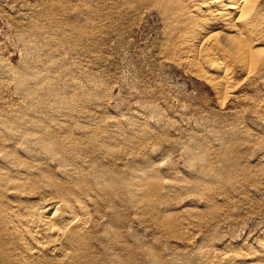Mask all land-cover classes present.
Wrapping results in <instances>:
<instances>
[{"label":"rangeland","instance_id":"obj_1","mask_svg":"<svg viewBox=\"0 0 264 264\" xmlns=\"http://www.w3.org/2000/svg\"><path fill=\"white\" fill-rule=\"evenodd\" d=\"M161 13L0 0V264H264V79L215 85ZM49 203L86 223L40 258L5 215Z\"/></svg>","mask_w":264,"mask_h":264},{"label":"bare ground","instance_id":"obj_2","mask_svg":"<svg viewBox=\"0 0 264 264\" xmlns=\"http://www.w3.org/2000/svg\"><path fill=\"white\" fill-rule=\"evenodd\" d=\"M126 1L132 3L133 0ZM135 1L142 5L150 3L157 6L175 37L182 38L185 43L191 41L192 35L199 38V46L207 50L204 60L199 61L208 63H203V68L200 65L201 71L215 85L228 86L233 81L230 79L235 76L234 70L237 67L248 78L253 76L252 78L264 79V0ZM200 18L209 21L202 26L201 31L199 26L198 30L195 27L196 23L199 25ZM214 26L215 29H212ZM40 142L48 154L53 150L54 144L63 147L61 140L55 135H44L40 137ZM1 179L5 181L6 178L3 176ZM80 207L82 217L76 218L72 207L63 209L53 203L41 207L31 205L24 211H10L5 215L6 225L13 228L16 241L32 256L39 255L41 258L45 249L62 251L63 248L65 253V246L74 236L84 231L87 212L83 206ZM258 242L256 257L264 260V237Z\"/></svg>","mask_w":264,"mask_h":264}]
</instances>
